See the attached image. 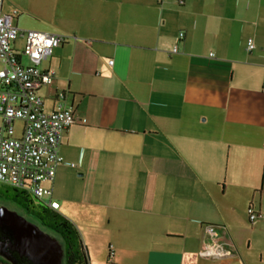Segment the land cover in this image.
Here are the masks:
<instances>
[{"label": "crops", "instance_id": "obj_1", "mask_svg": "<svg viewBox=\"0 0 264 264\" xmlns=\"http://www.w3.org/2000/svg\"><path fill=\"white\" fill-rule=\"evenodd\" d=\"M180 1H3L20 30L65 38L37 66L44 111L76 118L45 201L88 264H264V0ZM208 226L229 255L201 256Z\"/></svg>", "mask_w": 264, "mask_h": 264}, {"label": "built area", "instance_id": "obj_2", "mask_svg": "<svg viewBox=\"0 0 264 264\" xmlns=\"http://www.w3.org/2000/svg\"><path fill=\"white\" fill-rule=\"evenodd\" d=\"M0 0V80L4 88L0 90V184L22 189L42 201L51 198L53 190L46 187L56 176L57 167L66 164L58 154L63 133L76 122L74 111L63 105L46 113L38 91L44 86H52L54 75L43 72L37 66L51 57L54 50L64 43V36L40 31H22L14 25L13 16L3 13ZM180 4L183 3L181 0ZM22 36L25 46L22 52L13 49L14 41ZM184 34L180 35L182 39ZM256 48L252 38L247 40V50ZM21 56H26L34 66L21 64ZM113 65V61H110ZM23 123L22 136H14L15 123ZM75 168L74 163L67 164ZM46 206L58 211L59 204L50 200ZM253 223L263 216L251 207L248 210ZM208 242L201 251L207 259L219 260L229 255L225 245L217 241L214 226L206 228Z\"/></svg>", "mask_w": 264, "mask_h": 264}, {"label": "water", "instance_id": "obj_3", "mask_svg": "<svg viewBox=\"0 0 264 264\" xmlns=\"http://www.w3.org/2000/svg\"><path fill=\"white\" fill-rule=\"evenodd\" d=\"M0 257L11 264H63L64 249L38 225L1 207Z\"/></svg>", "mask_w": 264, "mask_h": 264}, {"label": "trees", "instance_id": "obj_4", "mask_svg": "<svg viewBox=\"0 0 264 264\" xmlns=\"http://www.w3.org/2000/svg\"><path fill=\"white\" fill-rule=\"evenodd\" d=\"M4 187H6L5 191L0 189V201L8 203L43 231L60 241L64 249L65 264H88L87 250L77 227L71 221L48 208L44 202L27 191L8 185ZM0 264L11 263L0 257Z\"/></svg>", "mask_w": 264, "mask_h": 264}, {"label": "rangeland", "instance_id": "obj_5", "mask_svg": "<svg viewBox=\"0 0 264 264\" xmlns=\"http://www.w3.org/2000/svg\"><path fill=\"white\" fill-rule=\"evenodd\" d=\"M23 64H24V65H28L27 59H26L25 57L23 58ZM16 135H17V134H16ZM0 189H1L2 191H5L6 187H4V185L0 184ZM45 200H47V198H44V199L42 200V202L46 203ZM1 207H5V208L9 209L10 211L17 212V213L20 214L21 216H24L21 212L17 211L14 207L10 206L8 203H4V202L0 201V208H1ZM25 218H26V217H25ZM26 219H27V218H26ZM28 220H29V219H28ZM29 221H30V220H29ZM44 232H45V231H44ZM63 264H65V263L63 262Z\"/></svg>", "mask_w": 264, "mask_h": 264}]
</instances>
